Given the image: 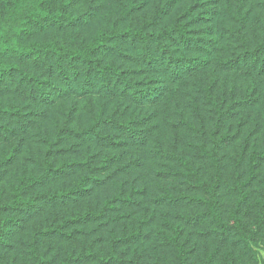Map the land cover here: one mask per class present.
Returning a JSON list of instances; mask_svg holds the SVG:
<instances>
[{"label": "trees", "instance_id": "obj_1", "mask_svg": "<svg viewBox=\"0 0 264 264\" xmlns=\"http://www.w3.org/2000/svg\"><path fill=\"white\" fill-rule=\"evenodd\" d=\"M258 245L264 0H0V264Z\"/></svg>", "mask_w": 264, "mask_h": 264}, {"label": "rangeland", "instance_id": "obj_2", "mask_svg": "<svg viewBox=\"0 0 264 264\" xmlns=\"http://www.w3.org/2000/svg\"><path fill=\"white\" fill-rule=\"evenodd\" d=\"M257 6H258L257 4L254 5L255 8H256ZM250 36H251V41H252V40L254 41L255 37H254L252 34H250ZM253 41H252V42H253ZM253 43H254V42H253ZM255 249L258 251L259 256L262 257V258H264V247H262L261 245H258V247H256Z\"/></svg>", "mask_w": 264, "mask_h": 264}]
</instances>
